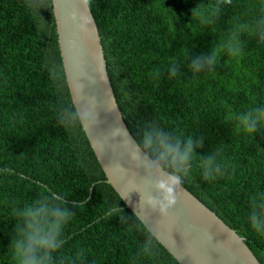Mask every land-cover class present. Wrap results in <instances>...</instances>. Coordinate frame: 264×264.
Here are the masks:
<instances>
[{
    "label": "trees",
    "instance_id": "trees-1",
    "mask_svg": "<svg viewBox=\"0 0 264 264\" xmlns=\"http://www.w3.org/2000/svg\"><path fill=\"white\" fill-rule=\"evenodd\" d=\"M89 6L134 138L155 122L202 142L194 144L182 185L264 264V236L248 220L251 198L264 193V129L247 134L236 119L264 105V43L251 27L264 20V0H91ZM230 41H239L240 55L227 54ZM214 50L218 60L209 71L205 59ZM75 111L51 0H0V264H14L9 240L20 210L51 193L74 212L53 264H180L158 241L143 251L151 233L106 182L84 130L60 122L62 113ZM209 155L219 172L213 169L215 178L206 181L200 159ZM116 204L122 215L104 219Z\"/></svg>",
    "mask_w": 264,
    "mask_h": 264
},
{
    "label": "water",
    "instance_id": "water-1",
    "mask_svg": "<svg viewBox=\"0 0 264 264\" xmlns=\"http://www.w3.org/2000/svg\"><path fill=\"white\" fill-rule=\"evenodd\" d=\"M59 49L67 85L75 109L88 105L95 113L91 140L85 132L106 182L136 217L180 264H261L233 228L183 185L177 204L164 217L159 209L145 206L142 192L147 176L141 162L129 155L137 140L130 132L118 105L101 36L89 5L82 0H51ZM76 14V21L71 18ZM90 14L94 28L80 32L75 23ZM73 55L80 69L73 77L68 61ZM75 79V84H74ZM77 96H73V88ZM152 157L149 155V159ZM145 164L147 161L144 162ZM139 211V213H137Z\"/></svg>",
    "mask_w": 264,
    "mask_h": 264
},
{
    "label": "clouds",
    "instance_id": "clouds-1",
    "mask_svg": "<svg viewBox=\"0 0 264 264\" xmlns=\"http://www.w3.org/2000/svg\"><path fill=\"white\" fill-rule=\"evenodd\" d=\"M223 3L231 4L232 0H222ZM83 5H90L91 0H82ZM199 16L200 12L194 10ZM71 18L76 21L75 12ZM80 32L88 31L89 27L94 28L90 14L82 17L80 22L75 23ZM252 27V32L258 35L260 42L264 43V20L258 21ZM224 47L227 54L238 56L243 52L239 41H230ZM218 56L214 50L205 59L210 66L217 63ZM70 71L75 78L80 69L79 58L75 55L68 61ZM198 61H193L192 66L195 72H199L202 66H197ZM175 74V69L172 70ZM159 72L156 76L159 77ZM75 84V79H74ZM73 96H77L74 86ZM68 118H65V117ZM95 113L88 105H78L74 113H62L60 122L68 127L79 125L91 140L96 138L92 135V128L95 123ZM241 129L250 135H255L264 129V105H256L236 117ZM202 147V142L194 141L192 136L169 133L164 127L155 122L145 125L138 142L130 144L129 155L133 160L141 162L140 166L145 167L147 182L142 192V201L147 207L159 209L164 217L174 208L178 198L183 192L182 179L190 176L191 164L195 156V147ZM151 154V159H149ZM147 161L145 164L144 162ZM200 168L204 180H211L213 169L219 172V164L216 163V156L209 155L200 159ZM61 196L51 193L42 196L31 205L26 206L18 213L21 223L14 227L13 236L9 240L14 264H53L54 254L58 253L65 246L63 229L74 215L66 205ZM84 201L77 205L82 207ZM251 211L249 223L251 228L261 236H264V193H257L250 201ZM121 207L116 205L106 209L104 219L113 215H122ZM139 213V211H137ZM157 243L155 234H151L144 243L143 251L150 253V249ZM77 257L83 258L78 252Z\"/></svg>",
    "mask_w": 264,
    "mask_h": 264
}]
</instances>
